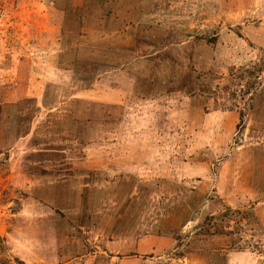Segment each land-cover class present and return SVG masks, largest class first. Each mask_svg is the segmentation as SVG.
<instances>
[{"label":"rangeland","instance_id":"obj_1","mask_svg":"<svg viewBox=\"0 0 264 264\" xmlns=\"http://www.w3.org/2000/svg\"><path fill=\"white\" fill-rule=\"evenodd\" d=\"M261 50L264 0H0V264H264Z\"/></svg>","mask_w":264,"mask_h":264},{"label":"trees","instance_id":"obj_2","mask_svg":"<svg viewBox=\"0 0 264 264\" xmlns=\"http://www.w3.org/2000/svg\"><path fill=\"white\" fill-rule=\"evenodd\" d=\"M102 66L108 67L109 65H107V63H102ZM262 76H264V50H261V54L253 63L251 62L249 65H245L237 69L231 68L229 70V72L226 74L229 83H231V86L229 85L227 87L229 96H231V98L237 97L236 92L231 91L232 85L241 86L243 84V88L239 89V96L244 100V109H250L252 107V101L257 94L256 88L262 82ZM243 116L244 114L242 112L240 122L243 121ZM209 201H214L213 197H211ZM250 214H252L251 211L232 209L227 205H223L222 209L216 213L206 212L202 214L199 212V209L195 208L192 216L189 217L186 222H195L191 232L193 236L199 238L201 236H209L214 238L216 236H230L234 234V226L237 223L246 221L248 215ZM231 223H233L232 229L230 228ZM175 239L177 241V246L182 245L184 238L181 233L177 232L175 235ZM232 244L234 245V242H232ZM205 252H207V256L209 258V264H216L214 257H216L218 253H215L212 250H208Z\"/></svg>","mask_w":264,"mask_h":264}]
</instances>
